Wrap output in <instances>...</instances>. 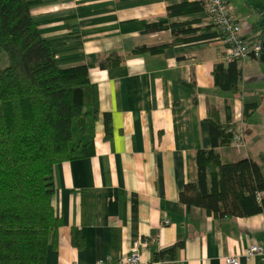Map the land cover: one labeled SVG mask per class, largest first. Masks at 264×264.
<instances>
[{
	"label": "crops",
	"instance_id": "1",
	"mask_svg": "<svg viewBox=\"0 0 264 264\" xmlns=\"http://www.w3.org/2000/svg\"><path fill=\"white\" fill-rule=\"evenodd\" d=\"M25 1L34 3L30 14L57 67L92 66L89 94L97 113L93 155L52 169V207L61 226L45 264H118L133 249L139 264H225L224 257L264 264L259 256L245 255L250 245L264 246V214L217 219L179 201L183 187L197 180L196 151L211 147L209 108H215L223 128L241 127L245 136L244 149L232 144L218 149L221 161L250 158L264 172V64L252 57L237 62L239 92L222 91L212 76L214 66L223 63L219 38L178 44L169 30L143 33L160 21L213 26L204 10L168 16V7L191 0ZM226 1L246 42L261 44L264 0ZM164 45L157 54L132 53ZM113 52L122 57L117 66L96 68ZM254 103L257 109L244 118V105ZM72 230L83 238L80 249L71 243ZM173 247L171 255L154 260Z\"/></svg>",
	"mask_w": 264,
	"mask_h": 264
},
{
	"label": "trees",
	"instance_id": "2",
	"mask_svg": "<svg viewBox=\"0 0 264 264\" xmlns=\"http://www.w3.org/2000/svg\"><path fill=\"white\" fill-rule=\"evenodd\" d=\"M33 4L0 0V264H45L47 249L56 247L61 226L52 207V169L94 153L97 113L91 106L88 77L92 66L59 68L54 64L51 47L40 37L30 14ZM201 11L202 4L193 1L167 8L169 17ZM191 25L160 21L146 25L143 33L169 30L178 44L221 38L215 26ZM212 28L216 31L204 35ZM74 29L71 33L77 35ZM164 47L141 46L132 53L157 54ZM121 61L113 52L101 58L96 68L108 69ZM237 62L214 66L213 81L220 90L239 92L242 72ZM257 107L256 103L244 105L243 117ZM214 109L209 108L205 120L211 147L196 151L197 180L183 187L179 201L187 209L195 207L217 219L264 214L263 166L250 158L221 161L218 149L231 145L233 130L220 125ZM226 120H231L229 113ZM104 128L108 137L107 114ZM71 243L83 247L77 230L71 232ZM173 251L174 247L159 253L154 260Z\"/></svg>",
	"mask_w": 264,
	"mask_h": 264
},
{
	"label": "built area",
	"instance_id": "3",
	"mask_svg": "<svg viewBox=\"0 0 264 264\" xmlns=\"http://www.w3.org/2000/svg\"><path fill=\"white\" fill-rule=\"evenodd\" d=\"M193 2H199L203 6L204 12L210 18L213 26L220 33V42L223 47L221 55V61L224 64L231 63L233 61H241L247 58L259 59L262 52L261 44H248L243 37V29L241 23H239L229 9V5L226 0H191ZM232 146L237 149L245 148V136L243 129L240 127L233 130ZM168 222L165 221L164 224ZM247 257L259 256L264 261V246L253 244L245 250ZM225 264H238V260L235 257H224ZM98 264H102L99 262ZM118 264H139V256L135 249L131 254L119 260Z\"/></svg>",
	"mask_w": 264,
	"mask_h": 264
},
{
	"label": "water",
	"instance_id": "4",
	"mask_svg": "<svg viewBox=\"0 0 264 264\" xmlns=\"http://www.w3.org/2000/svg\"><path fill=\"white\" fill-rule=\"evenodd\" d=\"M261 48H262V52L259 56V61L264 64V41L261 42Z\"/></svg>",
	"mask_w": 264,
	"mask_h": 264
},
{
	"label": "rangeland",
	"instance_id": "5",
	"mask_svg": "<svg viewBox=\"0 0 264 264\" xmlns=\"http://www.w3.org/2000/svg\"><path fill=\"white\" fill-rule=\"evenodd\" d=\"M2 65H3V66L5 65V61H4V60L2 61Z\"/></svg>",
	"mask_w": 264,
	"mask_h": 264
}]
</instances>
